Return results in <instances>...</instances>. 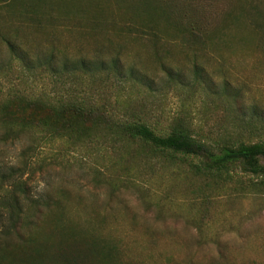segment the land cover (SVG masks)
Returning a JSON list of instances; mask_svg holds the SVG:
<instances>
[{
    "label": "trees",
    "instance_id": "trees-1",
    "mask_svg": "<svg viewBox=\"0 0 264 264\" xmlns=\"http://www.w3.org/2000/svg\"><path fill=\"white\" fill-rule=\"evenodd\" d=\"M76 20L93 34L104 30L124 39L116 46L108 38L88 58L71 55L55 38L35 46L26 34L33 28L47 36L63 27L57 22ZM129 36L163 50L154 60L157 70L185 96L182 112L162 123L138 99L142 90L153 91V80L123 62L127 48L121 42ZM0 44L9 53L0 78L10 84L0 81L1 140L32 135L37 145L58 139L96 153L107 165L110 201L123 188L144 195L154 192L146 185L157 184L167 195L159 207L193 228L200 245L213 241L218 254L222 237L241 233L233 217L243 227L262 211L264 0H0ZM178 48L190 67L177 65ZM104 50L114 55L108 58ZM235 55L252 60L258 83L230 80L224 64ZM15 74L19 83L10 80ZM31 77L42 78V89L28 85ZM193 109L202 115L199 121ZM35 149H25L18 166L0 158V264H195L153 253L134 257L106 206L104 214L88 212L63 189L35 196L29 160ZM163 175L182 191L163 190ZM220 258L208 264H235Z\"/></svg>",
    "mask_w": 264,
    "mask_h": 264
},
{
    "label": "rangeland",
    "instance_id": "rangeland-1",
    "mask_svg": "<svg viewBox=\"0 0 264 264\" xmlns=\"http://www.w3.org/2000/svg\"><path fill=\"white\" fill-rule=\"evenodd\" d=\"M215 6L216 4H214V10H217ZM56 24L63 27L58 29L57 25L54 30H49L47 36L33 28H28L26 34L29 40H34L33 45L35 46L43 45L48 41L46 37L55 38L60 48L68 47L71 55H85L88 58L93 57L97 47L107 46L106 40L108 38L113 39L116 46H119V39H124L108 35L104 30L93 34L86 30L87 26H84V22L80 20L68 23L59 21ZM67 28L70 29L67 30ZM123 41L121 44H126L124 49L127 48L126 54L122 53L123 62L128 66H135L139 77L147 76L153 80V91L142 90L138 97L139 103L148 107L149 116L162 123L164 119L172 118L181 113L183 103L186 101L184 94H179L173 85L167 84L166 78L157 70L155 65V58L164 55L163 50L154 47L147 40L130 36ZM181 50L179 48L175 50L174 59L178 62L177 65L190 67V61L184 58ZM170 51L173 53V50ZM104 52L108 58L114 55V52L110 50H104ZM189 53L192 54L193 52L189 51ZM8 60L9 53L0 44L1 65H4ZM217 61L220 63V59ZM226 61L224 65H228L226 69L232 73L233 76H230V80L234 81V84H236L235 78L236 80L240 78L239 82L258 83L259 75L256 71L251 70L253 63L250 58L235 55ZM210 63L211 65H218L214 60H210ZM189 69L185 70L186 74L190 73ZM16 76L17 74L10 78L13 83L20 81ZM222 76L220 77L222 78ZM41 79L28 78V85L34 86V89L38 91L43 87ZM0 81L5 87L10 85L8 80L2 77ZM200 102V100L197 101L198 105ZM190 114L195 120L202 116L196 109H193ZM215 122L216 117L213 116L208 125H213ZM206 129L208 128L206 127ZM33 137L32 135H22L13 142L10 140L3 141L0 138V158L7 164L18 166L22 161L23 151L34 145L35 151L29 154L30 163L34 164L36 172L30 182L34 195L37 196L48 190H54L56 194H59L63 189L71 194L70 197L74 199L78 197V202L85 204L88 212L94 209L96 212L104 214L105 206L108 210H113L119 222L114 227H117L118 234L128 243L126 245L133 251L134 257L140 252L141 254L153 253L177 260L193 259L195 264H208L211 261L221 259L222 255L224 259L235 264H252V262L264 264V205L261 204L262 211L254 219L243 221V227L240 218L233 217L231 219L235 226L240 228L241 233L239 235L228 234L222 237L220 241L218 240L221 244V254H218L219 249L217 250L216 245L212 243L213 241L206 240L204 242L207 244L200 245L193 228L187 227L180 218L171 216L168 207H165V211L159 207L158 202L167 195H164L163 191H157V184L146 185L145 189L150 187L154 189V192L148 193L146 191L144 195H140L133 188H123L121 193L110 201L111 190L103 181L107 167L104 159H99L96 153L89 155L79 145H71L58 139L50 140L49 138V140L46 139L47 141L40 139L41 141L37 145L39 138L36 137L33 140ZM39 165H41L40 169L37 168L36 170ZM97 170L103 175H97ZM161 171L156 170L160 174ZM169 178L168 175H163V178L159 180L163 190L182 191L181 184L172 180L168 182ZM170 192L175 193L174 191ZM162 196L163 199H161ZM109 202L110 204H108ZM165 203L167 200L164 201ZM243 206L250 207L249 205ZM237 207L239 206L237 205Z\"/></svg>",
    "mask_w": 264,
    "mask_h": 264
}]
</instances>
